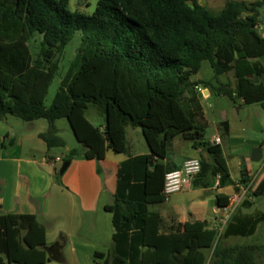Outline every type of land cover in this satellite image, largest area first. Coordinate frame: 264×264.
<instances>
[{
	"label": "trees",
	"instance_id": "obj_1",
	"mask_svg": "<svg viewBox=\"0 0 264 264\" xmlns=\"http://www.w3.org/2000/svg\"><path fill=\"white\" fill-rule=\"evenodd\" d=\"M200 1L99 0L85 15L72 11L70 0H0V119L48 120L49 130L39 134L48 149L67 145L55 124L67 119L85 150H70L64 162L104 159L108 151L130 156L118 172L115 201L106 206L115 232L104 264H261L264 258V244L226 243L256 235L264 212L248 211L261 193L245 162L233 181L221 144L204 139L208 122L196 89L202 84L235 104L264 108V35L258 31L264 0H228L220 13ZM77 33L75 58L46 106L60 57ZM205 61L213 77L193 81ZM229 74L234 80H220ZM90 104L104 114L103 130L87 119ZM221 124L227 133L228 123ZM129 125L141 128L149 154L131 157ZM177 137L210 156L201 160L193 187L210 189L218 180V188H247L222 231L206 221L164 227L156 205L167 200L166 174L179 169L165 163ZM216 202L221 209L230 204L224 195ZM61 239L48 247L47 231L33 214H0V264H47L57 255L64 262L67 238Z\"/></svg>",
	"mask_w": 264,
	"mask_h": 264
},
{
	"label": "crops",
	"instance_id": "obj_2",
	"mask_svg": "<svg viewBox=\"0 0 264 264\" xmlns=\"http://www.w3.org/2000/svg\"><path fill=\"white\" fill-rule=\"evenodd\" d=\"M244 1L251 3L256 0ZM227 2L228 0H219L216 6L218 5L221 8L217 12L212 11L210 8L208 9L214 13H220ZM200 3L202 4V0ZM261 34L264 35V32ZM203 78L204 77H200L197 80H192H208ZM204 88L205 95L202 96V98H199L201 99L205 118L209 124V119L204 106V100H208L212 93L209 88ZM237 104L240 105L239 108L237 107ZM237 104H235V108L237 109L238 114L240 111L244 110L245 107L251 106L243 105L242 100H237ZM213 114L215 115L214 112ZM221 116L222 119L220 123L217 124V131L207 139L208 143L213 145L214 139L220 138L221 142L219 144H221L225 156H227V154L232 155V151H238L240 145L252 144L255 147H261L263 149L264 159V140L262 138H253L242 134L240 132V126L243 123L242 120L240 123H237V121L232 122L229 119H224L225 117L223 114ZM5 119L7 120V117ZM2 121L3 120H1V122ZM4 121L0 126V214L35 215L38 221L45 227L47 231V246L51 247L52 245H48L50 234L57 236V233L60 232V240L58 241L62 240V234L68 235V232L65 230L62 231L63 229H61V227L57 229V224L54 223L57 222V218L62 217L65 221L68 220L74 228H77L81 224L88 222L87 217L89 214H91V211L96 210L98 212L101 208L107 212L106 206L111 205L114 200L118 183V172L121 168V165L129 159L130 156L128 154L125 153L123 156V153L116 154L112 151H108L104 159H86L83 156L76 157L71 161L68 169L63 174H60L61 167L64 163V155L54 152L53 148L48 149L47 145L41 148V151L38 155L35 150L32 151L27 146H24L23 143L26 141V139L23 138V136L20 137L16 131H11V129H8V127L4 128ZM224 121L228 123L227 133L221 124V122ZM104 125L105 122L99 127L103 130ZM40 133L43 132H39V134ZM8 145H10V148H8ZM227 149L230 151L229 153L226 152ZM25 150L31 153H25ZM70 150L71 149H69L68 152ZM111 153H114L115 156ZM149 153L150 150L147 153H131L130 155L131 157H136ZM58 157L61 158L60 162L55 161V158ZM189 158L210 160V156L206 149L197 148L195 149V154L182 153L179 155H170L168 160H165V163L168 161L170 164L181 168L184 161ZM97 160H100L101 163L105 165L104 169H110L109 166H111V173L109 172L111 175H107V173L104 172L102 168L99 170L98 164L96 162ZM242 162H245V165L255 182V177L253 176V166L249 165L245 158L241 159L240 173L243 164ZM101 172L105 174V177L101 175ZM58 174L60 175L57 176ZM230 175L232 180L235 182H237L240 178V175L236 178L233 177L231 172ZM57 177L59 178L60 182L57 181ZM200 191H203V195L212 193L214 196L210 195L208 200H203L202 198H204V196ZM234 193L235 188L233 185H228L223 188H218L215 185L213 188L205 189L202 187H193V184H191L182 192L173 194L166 200V202H171V200H173L178 194H188V197L193 199L190 206V213L186 212L188 206L182 208V206L176 204L175 209L165 213H163L158 207L157 208L161 212L165 229H182L184 224L189 221H206L210 228H218L217 220H220L222 217L223 209L219 208L218 212L216 211L217 195L230 197ZM254 201L256 204V199ZM77 207H79V210ZM209 208H212L210 212H208ZM78 211L81 213V215L83 212V216L86 217L84 219H78ZM110 222L111 220L109 218V224ZM89 223L92 224V221H89ZM113 234L114 233L111 232L110 236H113ZM66 243L67 239L65 241L64 247ZM80 246L85 248L87 244L81 243ZM64 247L60 249V255L63 256V258ZM96 254H101L98 256L105 259L104 263L108 260V255H105L104 252L97 251ZM52 259L59 261L58 255L57 258L51 257V260Z\"/></svg>",
	"mask_w": 264,
	"mask_h": 264
},
{
	"label": "rangeland",
	"instance_id": "obj_3",
	"mask_svg": "<svg viewBox=\"0 0 264 264\" xmlns=\"http://www.w3.org/2000/svg\"><path fill=\"white\" fill-rule=\"evenodd\" d=\"M99 0H70V9L72 11H79L85 15H92L97 7ZM219 0H202V4L207 8H210L212 11L217 12L220 10V6H216ZM261 25L258 28L260 33L264 32V9L261 10L260 16ZM81 43V36L79 33L75 35L73 40L67 45L65 52L60 57L59 62V70L53 80V83L50 87L49 94L46 98L45 104L46 106H50L54 100L56 92L60 86L61 80L65 77L71 62L75 58L78 47ZM214 75V71L208 61L203 62L202 68L200 72L193 76V80H197L198 78L203 79H211ZM232 78V74L228 76H222L220 80L222 82H226L227 78ZM204 106L207 112V116L209 119V124L207 127V131L205 134V140H207L210 136H212L217 131V124L221 121V115H224V119H229L232 122L240 123L242 120L243 123L240 126V132L242 134L247 135L248 137H258L264 140V108H261L260 105H251L245 107L244 110L237 113V109L235 108V104L225 97H220L218 95H211L208 100H204ZM211 106V107H210ZM215 113V115L213 114ZM86 117L95 125L100 126L105 122V116L102 113L101 109L95 105L90 104L88 109L86 110ZM6 120V119H4ZM3 120V121H4ZM2 121V122H3ZM0 119V126L2 124ZM56 127L59 131V136H61L67 143L65 147H55L53 148L54 152H58L61 155L66 156L69 149H78L83 152L85 149L76 139L73 130L67 119H59L56 121ZM4 128L8 127L11 131H16L20 137L26 139L23 143L24 146H27L30 150H35V152L39 155L41 148H43L46 144L43 140L38 137L39 132H47L49 130V122L46 119H39L33 122H27L23 119L8 115L7 120L4 121ZM244 129V130H243ZM127 142L131 147L132 154L138 153H147L149 151L148 144L146 139L142 133L140 127H127ZM9 143V141H8ZM255 146L252 144L240 145L239 150L232 151V155L227 154L225 156L228 160L230 172L233 177H239L240 175V162L242 158H245L249 165L253 166V176L256 179L255 190L260 192L261 195L256 198V204L253 206L252 211H262L264 212V159L258 162L251 160V152ZM10 148V145H8ZM52 149V148H51ZM235 150V149H234ZM227 153L230 151L227 149ZM25 153H31L25 150ZM170 155L173 154H195V149L192 147V142L188 140H184L181 137H177L173 142V147L170 149ZM114 155V153H111ZM123 156L125 153L122 154ZM115 156V155H114ZM98 164L99 170L102 168L104 172L109 174L111 173L110 169H104L105 165L101 163L100 160L96 161ZM101 164V166H100ZM108 168V167H107ZM101 175L105 177V174L101 172ZM202 192L203 195V191ZM214 194L203 195V200H208L209 196ZM109 201V199L107 198ZM113 200L112 203H114ZM193 199L188 197V194H178L174 197L171 202H166L164 204L156 205L163 213L175 209V204L182 206V208L188 206L187 213L191 212V203ZM200 201V199H199ZM79 210V207H77ZM212 208H209L208 212H210ZM214 210V209H213ZM105 212L104 209H99L91 211V214L88 215V222L81 224L77 228H74L72 224L67 220L65 221L62 217L57 218V229L61 227L62 231L68 232V235L64 234L67 238V243L63 249L65 261H57L52 259L47 262V264H103L105 259L96 255L97 251L104 252L105 255H109L111 246L113 244V236L111 232H115V227L113 223V213ZM224 213V212H223ZM78 219H84L86 216H83L84 213L77 212ZM225 215V213H224ZM222 215V216H224ZM83 216V217H82ZM109 218L111 220L109 224ZM221 219V218H220ZM108 220V222H107ZM71 221V219H70ZM92 221V224L89 223ZM226 224L223 225L221 220H217V227L220 231L225 228ZM60 232L57 233V236L50 234L48 245H54L60 240ZM81 243L87 244L85 248L80 246ZM227 244H236V243H248V244H264V223L260 225L258 232L253 237L247 238H231L226 241ZM261 264H264V258H260Z\"/></svg>",
	"mask_w": 264,
	"mask_h": 264
},
{
	"label": "built area",
	"instance_id": "obj_4",
	"mask_svg": "<svg viewBox=\"0 0 264 264\" xmlns=\"http://www.w3.org/2000/svg\"><path fill=\"white\" fill-rule=\"evenodd\" d=\"M197 91L205 95V88L202 85H198L196 87ZM220 138H215L213 143H220ZM55 161L60 162L61 158H55ZM201 171V160L198 158H189L186 159L181 168L172 170L168 172L165 176V185H164V195L166 198L170 197L173 194L182 192L186 187L192 184L194 178L200 173ZM218 185V180L216 182V186ZM241 190L239 192L235 191L229 197L230 204L229 206L222 208L223 215L221 217V223L223 225L227 224L229 219L231 218L233 212L236 208L241 204L243 199L247 195V188L245 185L240 186Z\"/></svg>",
	"mask_w": 264,
	"mask_h": 264
},
{
	"label": "water",
	"instance_id": "obj_5",
	"mask_svg": "<svg viewBox=\"0 0 264 264\" xmlns=\"http://www.w3.org/2000/svg\"><path fill=\"white\" fill-rule=\"evenodd\" d=\"M199 97L202 98V94H200ZM262 159H263V149L261 147L253 148L251 152V160L258 162V161H261ZM70 164H71V161L64 162L61 167L60 174H63L68 169ZM218 210H219V207L217 206L216 211L218 212Z\"/></svg>",
	"mask_w": 264,
	"mask_h": 264
}]
</instances>
